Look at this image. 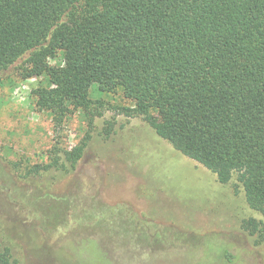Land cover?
<instances>
[{
  "label": "trees",
  "instance_id": "1",
  "mask_svg": "<svg viewBox=\"0 0 264 264\" xmlns=\"http://www.w3.org/2000/svg\"><path fill=\"white\" fill-rule=\"evenodd\" d=\"M13 65L39 78L31 96L57 124L100 114L93 92L120 95L127 115L220 183L235 179L264 216V0H0V72ZM90 136L21 176L71 172ZM260 224L244 221L251 233ZM87 244L77 264L111 262ZM16 250L13 237L0 241V264H18Z\"/></svg>",
  "mask_w": 264,
  "mask_h": 264
},
{
  "label": "rangeland",
  "instance_id": "2",
  "mask_svg": "<svg viewBox=\"0 0 264 264\" xmlns=\"http://www.w3.org/2000/svg\"><path fill=\"white\" fill-rule=\"evenodd\" d=\"M16 67L0 72V241L14 238L18 264H77L89 242L107 264H264V230L244 226L254 217L264 229V216L235 179L220 183L127 115L118 94L93 92L100 114L78 110L57 124L31 96L39 78ZM87 134L76 169L21 176Z\"/></svg>",
  "mask_w": 264,
  "mask_h": 264
}]
</instances>
